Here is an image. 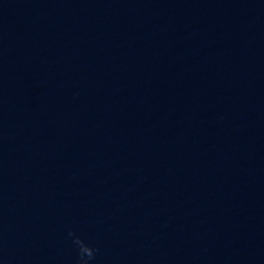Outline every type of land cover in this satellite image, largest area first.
<instances>
[{"label": "water", "instance_id": "1", "mask_svg": "<svg viewBox=\"0 0 264 264\" xmlns=\"http://www.w3.org/2000/svg\"><path fill=\"white\" fill-rule=\"evenodd\" d=\"M0 264H264V0H0Z\"/></svg>", "mask_w": 264, "mask_h": 264}]
</instances>
